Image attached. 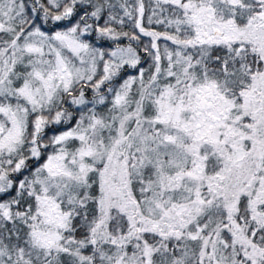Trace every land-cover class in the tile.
<instances>
[{
  "label": "snow or ice",
  "instance_id": "obj_1",
  "mask_svg": "<svg viewBox=\"0 0 264 264\" xmlns=\"http://www.w3.org/2000/svg\"><path fill=\"white\" fill-rule=\"evenodd\" d=\"M0 264H264V0H0Z\"/></svg>",
  "mask_w": 264,
  "mask_h": 264
},
{
  "label": "trees",
  "instance_id": "obj_2",
  "mask_svg": "<svg viewBox=\"0 0 264 264\" xmlns=\"http://www.w3.org/2000/svg\"><path fill=\"white\" fill-rule=\"evenodd\" d=\"M130 2H131V0H130ZM29 3H31V0H29ZM125 43H126V41H125ZM105 47H107V45H105ZM128 74H134V73H132L131 70H128Z\"/></svg>",
  "mask_w": 264,
  "mask_h": 264
}]
</instances>
